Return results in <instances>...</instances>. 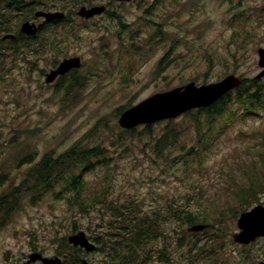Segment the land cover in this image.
Segmentation results:
<instances>
[{
	"label": "rangeland",
	"instance_id": "1",
	"mask_svg": "<svg viewBox=\"0 0 264 264\" xmlns=\"http://www.w3.org/2000/svg\"><path fill=\"white\" fill-rule=\"evenodd\" d=\"M91 2L108 4L113 15L50 27L40 37L48 45L44 54L35 44L0 43V196L46 152L58 155L76 144L102 148L83 175L79 200L61 192V182L36 203L24 197L5 220L0 214V264H22L34 252L73 263L78 251L68 238L80 231L98 247L81 257L117 263L105 242L113 221L109 205L125 204L161 220L163 234L136 251L142 264L264 262V237L248 245L233 240L240 214L264 205L263 108L240 115L242 108L232 105L237 112L225 116L232 121L219 119L212 134L204 114L202 125L185 113L150 130L119 125L124 109L192 81L203 85L235 74L263 84L264 0ZM72 56L82 66L47 83L46 74ZM169 128L177 131L175 140H159ZM253 179L258 199L245 209L238 192ZM188 210L208 228L189 231L192 225L175 215Z\"/></svg>",
	"mask_w": 264,
	"mask_h": 264
},
{
	"label": "trees",
	"instance_id": "2",
	"mask_svg": "<svg viewBox=\"0 0 264 264\" xmlns=\"http://www.w3.org/2000/svg\"><path fill=\"white\" fill-rule=\"evenodd\" d=\"M51 1L57 3L51 5ZM91 1L0 0V43L6 42L5 39L1 38L2 35L13 33L17 35V38L15 40L7 39L8 43H15V45L20 43L23 48L31 47L35 44L40 50L39 55L44 54L48 45L41 43L40 37L42 32L50 29V27H60L65 22V19L46 22L41 28L42 30L34 36L20 33V24L31 18L34 19L35 12L40 8L45 9L59 6L62 10H65L67 8L72 9L71 5L78 2H82L84 5H91ZM232 105H235L238 109L242 108L240 115H251L257 113V110L264 109V83L261 84L256 79L249 80L243 78L240 87L228 92L212 105L206 108H198L195 111H187L185 114H193L200 125H202L200 122L202 121L201 116L204 114V123L208 124L211 133L215 130V122L219 119L224 118L226 123L232 121L231 116L225 119L227 112H230L233 116L237 112L231 109ZM151 126L152 124H146V129L150 130ZM135 128L128 130L134 131ZM176 132L175 128H169L159 140L166 143L172 142V139L175 140L174 136L177 135ZM262 144L264 146V136ZM101 151V147H81V145L76 144L58 155H54L52 151L46 152L29 169L27 177L20 184L14 185L9 191L0 196V214L2 219L5 220V217L9 216L10 213L20 208L24 197H29L32 203H36L61 182L64 183L61 192L71 194L72 197L79 200L85 183L83 175L85 171L95 166L94 162L98 159ZM201 153L202 151L196 150L197 155ZM260 156L264 161V153H261ZM28 158L30 163H33L35 160L34 155H30ZM257 182L258 179H253L250 187L238 192L239 197L243 198L242 207H248L258 199V197L256 199ZM95 203L96 201H94ZM130 204H133V202L130 201ZM109 206L111 207L113 221L109 223L110 232L107 234L105 242L109 246V251H117L116 255L112 254L117 258L116 264H142L143 259H139L136 251H140L149 241L156 240L163 234V230L160 227L161 220H157L156 217L151 216L147 211L137 209L133 205ZM82 208L86 207L82 206ZM175 215L178 218H182L184 223L189 225H194L200 221L199 216L194 215L189 210L184 211V214H181L182 217L178 213ZM73 248L78 251L76 258L73 263L68 262L67 264H78L80 261L79 251H82L81 248Z\"/></svg>",
	"mask_w": 264,
	"mask_h": 264
},
{
	"label": "water",
	"instance_id": "3",
	"mask_svg": "<svg viewBox=\"0 0 264 264\" xmlns=\"http://www.w3.org/2000/svg\"><path fill=\"white\" fill-rule=\"evenodd\" d=\"M129 1V0H121ZM105 6L94 7L82 6L78 10L81 17L90 18L103 12ZM65 17L63 11L37 10L35 18H43V21H24L21 24L20 32L34 36L46 22L62 19ZM15 38V35L8 33L3 36L4 39ZM259 65L263 68L258 77L264 75V49H259ZM82 66L80 56L64 58L57 67L46 74V82L51 83L59 76L65 75L73 69ZM242 78L230 74L217 82L197 85L192 81L185 85L175 87L171 90L155 93L132 107L124 110L119 117V125L125 129H132L138 125L154 124L156 122L177 118L181 114L195 108H206L223 97L228 92L240 87ZM208 225L194 224L190 226L189 231H202ZM238 231L233 234V240L239 244L248 245L260 237H264V205L257 204L251 209L243 211L237 220ZM69 242L74 246H80L87 251H93L96 245L89 240L84 231L69 236ZM41 261L43 264H62L59 256H45L41 252H34L29 255L28 263ZM79 264H92L86 259H82ZM260 264H264L261 262Z\"/></svg>",
	"mask_w": 264,
	"mask_h": 264
},
{
	"label": "flooded vegetation",
	"instance_id": "4",
	"mask_svg": "<svg viewBox=\"0 0 264 264\" xmlns=\"http://www.w3.org/2000/svg\"><path fill=\"white\" fill-rule=\"evenodd\" d=\"M116 1V3H130V2H133L134 0H129V1H121V0H115ZM101 5H103V6H105V9H104V11L103 12H101V13H99V14H96V15H94V16H92V17H90V18H86V17H81V16H79L78 15V10L80 9H76V7L75 8H72V9H69V8H67V9H65V10H60V11H63L64 13H65V17L64 18H62V19H65V21H67V22H69L70 24L73 22V20H74V18L75 17H77V18H81L82 20H84V21H91V20H93V19H100V18H103V17H105V16H107V15H113V12L110 10V8H109V5L108 4H101ZM83 6H86V7H88V8H90V7H94V6H99V5H83ZM82 7V6H81ZM53 11H58V10H53ZM36 20H40V21H43V18H38V19H36ZM57 20H61V19H57ZM57 20H54V21H57ZM39 21V22H40ZM21 27V26H20ZM19 32H20V30H19ZM21 33V32H20ZM13 34V33H12ZM4 35H6V34H4ZM4 35H2L1 36V38L2 39H4L3 38V36ZM15 35V38H11V37H9V38H7V39H11V40H15L16 38H17V35L16 34H14ZM7 39H5L6 41H7ZM71 72V71H70ZM209 226V225H208ZM208 226L206 227V228H208ZM94 243V242H93ZM95 244V243H94ZM96 245V244H95ZM242 245V244H241ZM72 247H78V248H81V252L80 253H84V250L86 251V252H92V251H87L85 248H83V247H80V246H74V245H72ZM98 247H97V245H96V248L95 249H97ZM94 251V250H93ZM113 252H117V251H113ZM111 253H112V251H111ZM43 254V253H42ZM44 255V254H43ZM61 259H62V264H67L68 263V260L67 259H63L61 256H59ZM82 259H86L87 260V258H85V257H81V255H80V261L82 260ZM115 259H117L116 257H115ZM28 261V260H27ZM80 261H79V263H80ZM36 262H41V261H36ZM90 262V261H89ZM78 263V264H79ZM91 263V262H90ZM22 264H31V263H28V262H24V263H22ZM41 264H43L42 262H41ZM110 264H116V263H110Z\"/></svg>",
	"mask_w": 264,
	"mask_h": 264
}]
</instances>
